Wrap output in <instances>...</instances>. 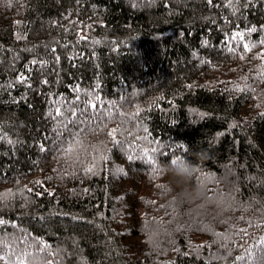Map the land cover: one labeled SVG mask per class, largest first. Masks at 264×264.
<instances>
[{"label": "trees", "instance_id": "trees-1", "mask_svg": "<svg viewBox=\"0 0 264 264\" xmlns=\"http://www.w3.org/2000/svg\"><path fill=\"white\" fill-rule=\"evenodd\" d=\"M231 2L0 0V264H264V0Z\"/></svg>", "mask_w": 264, "mask_h": 264}, {"label": "clouds", "instance_id": "clouds-1", "mask_svg": "<svg viewBox=\"0 0 264 264\" xmlns=\"http://www.w3.org/2000/svg\"><path fill=\"white\" fill-rule=\"evenodd\" d=\"M161 168L169 176V189L175 185V196L173 200L176 203L191 201L204 194V187L199 183H193L194 177L198 171L196 163L184 156L161 163ZM209 259L223 260L224 255L219 251L212 253Z\"/></svg>", "mask_w": 264, "mask_h": 264}, {"label": "snow or ice", "instance_id": "snow-or-ice-1", "mask_svg": "<svg viewBox=\"0 0 264 264\" xmlns=\"http://www.w3.org/2000/svg\"><path fill=\"white\" fill-rule=\"evenodd\" d=\"M208 2L211 3L212 0H208ZM225 2L229 4V7H235V5L231 2V0H225ZM8 3L10 4V3H11V0H8ZM253 27H254V26H253ZM261 27H264V25H262ZM247 31H252V29H248ZM232 35H233L234 37H239L240 40H243V39H244L243 35H242L241 33H239V32H233ZM259 43L264 44V40H261ZM243 47H244L245 49H248V48H250V44L247 43V42H245V43L243 44ZM233 51H235V49H233ZM261 53H264V48H262V49L260 50V52H257V53H256V55L260 58V60H261L262 62H264V55H261ZM258 75L260 76L261 79H264V71H262V72L259 73ZM20 79H24V77L21 76ZM242 79H245V80H246V79H247V76L242 77ZM234 87L237 88V89L239 90L241 86H240V85H235ZM244 87L246 88L247 85H245ZM253 92H255V89H253ZM88 103L91 104L93 107H95V104H94L93 101L89 100ZM56 111L59 113V112H60V109L57 108ZM109 132L111 133V135H112L113 138L116 137V129H114V128H113V129H109ZM143 151H144L145 154H147L148 151H149V149H148V148H144ZM153 151H156V150L153 149ZM64 154H65V153H61V155H64ZM103 158H104V159H107L106 156L103 157ZM176 158H177L176 155H172V156H171V160H173V161H174ZM128 159H129V160H132V159H134V157L130 155V156H128ZM147 159H148L149 161H151L154 165L157 163V161H156V160L153 158V156H151V155H148V156H147ZM119 170L122 171L123 169H119ZM85 171H86V172H87V171H91V168H87V169H85ZM65 175H67V173H65ZM49 179H51V177H49ZM35 183L39 184V183H42V182L39 181V180H37V181H35ZM2 222H3V221L0 220V223H2ZM217 235H219V233H217ZM262 239H264V238H262ZM198 247H199V246H198ZM236 259L239 260V259H241V257L238 256V257H236Z\"/></svg>", "mask_w": 264, "mask_h": 264}]
</instances>
